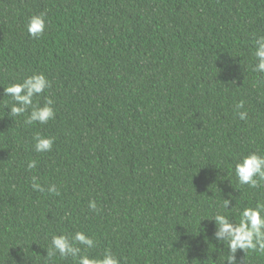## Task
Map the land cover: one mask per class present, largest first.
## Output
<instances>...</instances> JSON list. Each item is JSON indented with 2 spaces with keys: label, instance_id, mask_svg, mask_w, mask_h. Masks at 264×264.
<instances>
[{
  "label": "trees",
  "instance_id": "1",
  "mask_svg": "<svg viewBox=\"0 0 264 264\" xmlns=\"http://www.w3.org/2000/svg\"><path fill=\"white\" fill-rule=\"evenodd\" d=\"M41 12L35 39L26 25ZM260 36L264 0H0V264H76L46 257L53 235L77 231L94 239L92 258L226 264L212 218L238 222L264 200L234 172L242 155H264ZM39 73L51 87L33 103L50 97L55 117L26 125L4 88ZM37 134L51 151H35Z\"/></svg>",
  "mask_w": 264,
  "mask_h": 264
},
{
  "label": "clouds",
  "instance_id": "2",
  "mask_svg": "<svg viewBox=\"0 0 264 264\" xmlns=\"http://www.w3.org/2000/svg\"><path fill=\"white\" fill-rule=\"evenodd\" d=\"M48 21L46 13L32 15L27 22V31L35 39L40 38L47 27ZM252 55L255 61L253 71L264 73V36L254 40ZM51 84L45 74H32L23 79L20 83H14L4 88L5 95L11 97L12 103L8 106L10 116H25L24 123L32 125L35 123L46 124L55 117L52 107L54 101L50 97H45L43 106L37 102L33 103V98L46 92ZM236 109H243L244 102L240 101L235 105ZM31 109L30 113L28 112ZM28 113L27 115H25ZM241 120L247 119V111H237ZM34 149L38 153L52 150L54 138L44 137L37 134L34 138ZM36 167V161L28 164L29 170ZM235 176L238 183L250 188L264 187V155L256 152L242 155L235 163ZM33 188L43 192L45 189L36 182V177L32 178ZM50 193L59 195L56 186L48 188ZM230 199H224L223 208L230 209ZM89 207L96 209L95 201H90ZM211 221L215 222V236L227 244L229 254L226 257V264H238L237 252L244 253L257 252L264 255V200H257L255 206H246L239 212V221L233 222L228 215L217 212ZM83 246V247H82ZM95 247V241L82 231L74 234L53 235L47 250V259L51 260L57 253L62 258L72 257L76 264H120V261L109 250L102 258H92L86 254V249Z\"/></svg>",
  "mask_w": 264,
  "mask_h": 264
}]
</instances>
